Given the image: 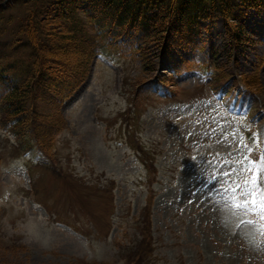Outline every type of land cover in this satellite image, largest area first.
<instances>
[{
	"label": "rangeland",
	"instance_id": "obj_1",
	"mask_svg": "<svg viewBox=\"0 0 264 264\" xmlns=\"http://www.w3.org/2000/svg\"><path fill=\"white\" fill-rule=\"evenodd\" d=\"M244 11L243 46L220 17L162 58L110 44L42 146L0 120V264H264L259 216L231 207L264 195V9Z\"/></svg>",
	"mask_w": 264,
	"mask_h": 264
},
{
	"label": "trees",
	"instance_id": "obj_2",
	"mask_svg": "<svg viewBox=\"0 0 264 264\" xmlns=\"http://www.w3.org/2000/svg\"><path fill=\"white\" fill-rule=\"evenodd\" d=\"M244 9L263 10L264 0H13L6 10L0 7L1 123L18 140L29 135L41 144L48 119L57 121L49 112H59L86 83L113 42L137 35L139 45H154L162 58L177 40L196 38L200 22L220 17L230 44L243 46ZM23 52L27 60H15ZM239 78L224 89L234 83L252 91ZM158 80L153 85L165 82Z\"/></svg>",
	"mask_w": 264,
	"mask_h": 264
},
{
	"label": "snow or ice",
	"instance_id": "obj_3",
	"mask_svg": "<svg viewBox=\"0 0 264 264\" xmlns=\"http://www.w3.org/2000/svg\"><path fill=\"white\" fill-rule=\"evenodd\" d=\"M225 175H229L226 173ZM247 183V182H246ZM256 183L255 177L251 181ZM243 185H237L233 188L232 209L236 211L247 212L249 209H254L255 214L259 216L261 224V231L264 234V195H256L251 192H244ZM236 193H239L237 195ZM246 223H255V221H247Z\"/></svg>",
	"mask_w": 264,
	"mask_h": 264
}]
</instances>
